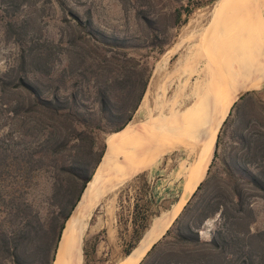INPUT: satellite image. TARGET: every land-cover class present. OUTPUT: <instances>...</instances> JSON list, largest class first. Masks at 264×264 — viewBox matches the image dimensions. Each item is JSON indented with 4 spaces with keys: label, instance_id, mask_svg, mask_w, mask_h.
Here are the masks:
<instances>
[{
    "label": "trees",
    "instance_id": "trees-1",
    "mask_svg": "<svg viewBox=\"0 0 264 264\" xmlns=\"http://www.w3.org/2000/svg\"><path fill=\"white\" fill-rule=\"evenodd\" d=\"M81 1L0 0V264H53L66 220L104 153L105 134L132 118L151 75L152 66L129 52L134 37L106 32ZM126 1L148 28L145 39L157 43L159 2ZM199 4L186 8L185 19ZM173 12L179 15L178 7ZM221 143V172L205 177L191 198L210 189L192 207L188 200L174 233L169 227L139 264H264V228H250L254 199H264V97L256 90L232 104L213 160ZM43 178L51 182L49 200L64 178L81 180L60 216L43 215ZM215 216L211 237L202 239L198 227Z\"/></svg>",
    "mask_w": 264,
    "mask_h": 264
},
{
    "label": "rangeland",
    "instance_id": "rangeland-1",
    "mask_svg": "<svg viewBox=\"0 0 264 264\" xmlns=\"http://www.w3.org/2000/svg\"><path fill=\"white\" fill-rule=\"evenodd\" d=\"M156 1L159 2L157 5L158 11L161 10L163 12L164 10L158 26L160 33L158 41H155L157 43H152L150 39H145L144 35L148 28L135 16L133 9L128 6L126 0L81 1L84 4V8L91 10L95 23L106 32L134 37L131 40V44L134 46L129 52L136 59H139L141 63L148 62L152 66L146 90L151 81H153L156 93L165 94V98L169 102L167 110L169 112L167 115L169 116H167V122L165 121L161 124L159 132L153 136L154 138L152 137L149 140L146 146L139 145V142H144L143 140H137V150H132V148L136 149V147H129L127 150L126 166L124 165L123 167V177L120 187L117 189L116 200H114L111 207V213L104 214V211L99 209L94 211L95 215H100V220L95 218L85 233L77 264H139L149 250L138 258L137 255H139L153 223L163 214L170 212L174 204H178L180 201L184 202L182 208L175 214L176 216H173L165 230L155 239V243L171 227L199 183L205 177L209 176L210 178V175L215 171L221 172L222 149L225 144H220L218 155L213 160L214 147L218 131L229 111L219 125L215 135L213 154L206 172L196 188L190 191V182L194 176L196 165L200 163L199 161L202 160L206 152L205 131H207V117L202 108V100H200L199 95L195 99L196 93L199 92L201 94V89L199 90V88L210 76V88L211 85L216 84V75L223 71L222 68L224 67L222 65H225L226 60L230 59V63L234 62L235 58L243 57L245 47L248 49V46H250V32L252 29L257 27L254 29L257 33H264V0ZM196 1H199L200 4L195 6L191 14L185 19L186 8L194 6ZM162 7L165 9H161ZM174 7H178L179 15L173 12ZM43 20L48 23L49 30H55L53 21L48 20V18ZM44 21H41L42 25H45ZM159 42H162L164 48L161 53L158 52ZM201 42L202 44H200ZM3 50V44L0 43V66L4 65L3 57H1ZM216 66H218L217 69ZM165 85L169 86L166 92L165 88H163ZM211 90L210 111L213 110L211 104L215 97V94H211ZM250 90H256L264 97V82L259 88L246 89L241 94ZM198 99L199 101H197ZM142 100L128 123L140 117L137 115V110ZM184 106L189 107L186 108ZM186 126L188 127L186 128ZM118 131L105 134V150L95 170L107 162L106 157L110 146L107 136ZM190 139L193 141V145L190 143ZM131 151L134 156H132L133 153ZM131 158L130 162L129 159ZM65 176L68 177L67 175ZM39 187L40 191L38 194L40 196H38V200L43 202V215L50 217L51 213H53L56 216H60L75 201L81 187V180L64 178L63 186L52 200H49L52 190L51 182L43 178ZM207 188L210 189V186L202 187L196 192L195 196L191 198V207L206 193ZM184 198H186V201ZM253 208L255 215L250 228L252 231L263 229L264 199L255 197ZM189 216L190 211L183 212L179 223L182 224ZM216 219L217 216L209 217L198 227V233L202 239L211 237L213 230L217 226ZM134 220L136 221L134 222ZM145 222L146 226L143 228ZM175 226L171 227V234L174 233Z\"/></svg>",
    "mask_w": 264,
    "mask_h": 264
},
{
    "label": "bare ground",
    "instance_id": "bare-ground-1",
    "mask_svg": "<svg viewBox=\"0 0 264 264\" xmlns=\"http://www.w3.org/2000/svg\"><path fill=\"white\" fill-rule=\"evenodd\" d=\"M254 29H252L250 32V36H251L250 46H248V49L245 47V52H244L243 57L241 58L238 57V59L233 58L234 62L232 61L230 63H229L230 59L226 60L225 65H222L224 67L222 68L223 71H221L220 74L216 75V78H217L215 82L216 84L213 86L211 85V88H210V77H211L210 76L209 79L205 80L203 85L199 88V90L201 89L200 90L201 94L199 92L196 93L195 99H197V95H199L200 100H202V104H201L202 108L207 117V124H206L207 131H205L206 132V137H205L206 147L204 146L206 152L204 153V156L201 155L203 156L202 160L199 161L200 163H198V165H196L197 167L194 172V176L190 182V191H193L196 188L202 176L206 172L207 166L213 154L212 152H213V146H214V138L216 137L215 135L217 134L219 125L225 118L233 102L239 97L242 91H245L246 89H251V88H259L264 82V33L263 34L257 33L256 30ZM227 42L229 41L227 40ZM200 44H202V42ZM217 67L218 66H216V69ZM168 87L169 86L167 85L163 86V88H165L164 89L165 92L169 89ZM210 90H211V94H215L214 100L211 104V107H213L212 111H210ZM197 101H199V99ZM168 103L169 102L165 98V94L156 93V87L154 86V82L151 81V83L149 84L145 92L142 103L140 104L137 110V115L138 117L139 116L140 117L137 120L135 119L129 122L125 127H123L122 129H119L118 132L111 133L107 136V140L110 145L108 147L109 153L107 154V157H106L107 162L103 166L101 165V167H99L94 172L90 180L87 182L82 192V195L80 199L78 200L76 206L74 207L71 215L67 219L65 227L61 235V239L59 241V247L56 252L54 264H77L78 263L82 240H83L85 233L88 231L92 221L95 218L97 220L98 219L100 220V215L99 214L95 215L94 211L99 209V210L104 211V214L109 213V212L111 213L110 210H111V207L113 206L114 200H116L115 199L116 192H117V189L120 187L121 179L123 177V170H124L123 167L125 165L127 150L129 149V147L135 148L136 145L138 144L137 140H143L144 142H139V145L146 146L149 140L159 132L161 124L165 122L168 118L167 116H169L167 115L169 114V112L167 111ZM187 127L188 126H186V128ZM195 127L197 128V126ZM192 142L193 141L191 140L190 143L192 144ZM132 150H137V147L136 149L132 148ZM132 156H134V153ZM130 160H132V158L129 159V161ZM190 191H189V194H190ZM184 199L186 201V198ZM183 205H184L183 201H180L178 204H174L170 212L163 214L153 223L151 231L149 235L147 236L139 255H137L138 258H140L144 254V252H146L150 248V246L154 243L155 239L165 230L169 221L182 208Z\"/></svg>",
    "mask_w": 264,
    "mask_h": 264
},
{
    "label": "water",
    "instance_id": "water-1",
    "mask_svg": "<svg viewBox=\"0 0 264 264\" xmlns=\"http://www.w3.org/2000/svg\"><path fill=\"white\" fill-rule=\"evenodd\" d=\"M161 237H162V236H161ZM59 241H60V240H59ZM150 248H151V247H150ZM150 248H149V249H150ZM146 253H147V252H146ZM146 253H145V254H146Z\"/></svg>",
    "mask_w": 264,
    "mask_h": 264
}]
</instances>
